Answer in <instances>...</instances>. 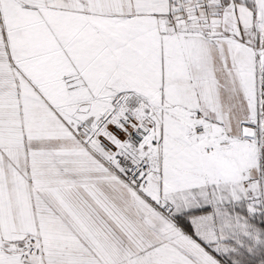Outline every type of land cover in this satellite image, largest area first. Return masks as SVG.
I'll use <instances>...</instances> for the list:
<instances>
[{
	"label": "snow or ice",
	"instance_id": "6c2138e0",
	"mask_svg": "<svg viewBox=\"0 0 264 264\" xmlns=\"http://www.w3.org/2000/svg\"><path fill=\"white\" fill-rule=\"evenodd\" d=\"M0 264H264V0H0Z\"/></svg>",
	"mask_w": 264,
	"mask_h": 264
}]
</instances>
